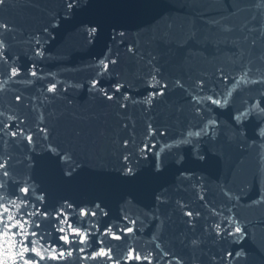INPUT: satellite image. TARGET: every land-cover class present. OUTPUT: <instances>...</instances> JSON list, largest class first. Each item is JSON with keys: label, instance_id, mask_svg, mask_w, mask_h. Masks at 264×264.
Listing matches in <instances>:
<instances>
[{"label": "water", "instance_id": "water-1", "mask_svg": "<svg viewBox=\"0 0 264 264\" xmlns=\"http://www.w3.org/2000/svg\"><path fill=\"white\" fill-rule=\"evenodd\" d=\"M260 101L264 0H0V264H264Z\"/></svg>", "mask_w": 264, "mask_h": 264}, {"label": "snow or ice", "instance_id": "snow-or-ice-1", "mask_svg": "<svg viewBox=\"0 0 264 264\" xmlns=\"http://www.w3.org/2000/svg\"><path fill=\"white\" fill-rule=\"evenodd\" d=\"M262 108V111H264V101H260L259 105ZM237 119H239V117H237ZM12 135H15V133H12ZM7 167L8 164L5 160L0 159V175L3 176H7L8 172H7ZM3 188V184L0 183V189ZM21 192L24 193L25 198L27 196V194L30 193V189L28 188H22ZM11 209L8 206H4L2 211H0V224L3 223V215L5 213L10 212ZM83 215H86V210L85 212L82 213ZM57 219H59L60 217H56ZM22 226H23V222L21 225V231H22ZM7 231L5 232H0V243L3 242V238L11 235L13 237H15L16 233L14 231V229H16V224L14 223H9L8 225L5 226ZM70 230L72 232L73 235H81V230L76 229L74 227L70 226ZM35 235V233H31ZM114 239H119V237L117 236H113ZM87 239V235L82 236L81 238V242L83 243L85 240ZM67 240V238H66ZM70 242V241H68ZM20 247L24 249L23 253L20 254L22 256L21 258H18V254L16 253V251L13 249L10 253V258L13 260V264H40L41 260H45V259H49V260H61L64 259L66 257H69L72 255L71 252H64V251H57V249L55 247H50L49 249H43L42 248H38V247H33L31 246V241L28 239H24L22 241V243L20 244ZM3 249L0 248V253H2ZM83 251V250H81ZM45 252H47L48 254L45 255ZM36 258V259H33ZM97 258H106L107 260H113V255H112V251L111 249H105L102 252L97 253L96 255L91 256V259L95 260ZM132 258H136V259H140L141 257H139L134 251L131 252L129 254L128 259H132ZM114 264H120V262H114Z\"/></svg>", "mask_w": 264, "mask_h": 264}]
</instances>
